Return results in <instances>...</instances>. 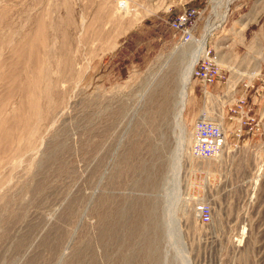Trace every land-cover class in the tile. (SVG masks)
Listing matches in <instances>:
<instances>
[{"label":"rangeland","instance_id":"1","mask_svg":"<svg viewBox=\"0 0 264 264\" xmlns=\"http://www.w3.org/2000/svg\"><path fill=\"white\" fill-rule=\"evenodd\" d=\"M263 4L0 0V264H264ZM187 6L194 37L217 22L220 75L189 86L231 146L190 154L188 96L176 175L196 44L170 21ZM200 200L216 206L206 223Z\"/></svg>","mask_w":264,"mask_h":264},{"label":"built area","instance_id":"2","mask_svg":"<svg viewBox=\"0 0 264 264\" xmlns=\"http://www.w3.org/2000/svg\"><path fill=\"white\" fill-rule=\"evenodd\" d=\"M197 12L198 9L195 6H187L176 18L170 21V26L176 30H180L182 37L185 39L190 38L192 35V27L196 23ZM219 71L215 56L206 47L204 52L199 55L195 66H193L192 76L199 78L202 84V90L206 91V86L214 83L220 75ZM208 94L210 95L211 93L208 91ZM208 112V109L199 110L193 121L189 152L197 158H212L214 160H217L221 156H225L226 158L231 146L227 138L226 129L220 120L210 117L207 114ZM245 115L249 118L247 112H245ZM237 130V134L240 135L243 131L241 122ZM225 144L229 146L224 149ZM235 146H233L232 150ZM212 208L213 204L211 205L210 200H200L197 203L196 211L202 223L210 221Z\"/></svg>","mask_w":264,"mask_h":264},{"label":"bare ground","instance_id":"3","mask_svg":"<svg viewBox=\"0 0 264 264\" xmlns=\"http://www.w3.org/2000/svg\"><path fill=\"white\" fill-rule=\"evenodd\" d=\"M231 1L232 0H215L216 7L214 6L215 7V11L214 12H217V10L219 8H221L224 4L228 8L229 7V3ZM258 12L259 11H256L255 13H258ZM216 14H217L218 18H221V21H222L226 17L227 11L225 13H223V14H218V13H216ZM132 23H133V21L130 22V24H132ZM216 26H217V22H214V21L213 22H210V20H209V23H208L207 28H206V34L203 36V38L198 39V38L194 37V35L192 34L190 36V38L183 40L185 42H189V41L192 40V42L196 44V47L192 50V52H191V60H189L190 62L187 63V66H186L185 70H183V75L181 76V78H182V84H181V89H180V92H179L178 108H177V112H176V115H175V120H176L177 126L179 127L180 132H181V140L178 142L177 147L175 149V154H174V160H175L174 162H175V168H176V175H178L179 170L181 169V167H180L181 166L180 165V161H181L180 158H181V155H183L182 154V152L184 150L183 148H185V147H183L184 144L182 143V134H185L186 131H187L186 124H185V121H184V109H185V106L187 105L186 102H187V97H188V90H189L188 88H189V84H190V81H191V78H192L193 66H195L196 61H197L199 55L204 52V50L206 48V41H208L207 40L208 35L212 32V30ZM127 27H129V26H127ZM183 51H184L183 49L177 50V52H179V54L182 53ZM185 53H187V52H185ZM219 54L221 56V53H219ZM228 146H229L228 144H227V146L225 144L224 149L226 147H228ZM184 152H185V150H184ZM215 209H216V206L213 204L212 217L215 214V212H214Z\"/></svg>","mask_w":264,"mask_h":264},{"label":"crops","instance_id":"4","mask_svg":"<svg viewBox=\"0 0 264 264\" xmlns=\"http://www.w3.org/2000/svg\"><path fill=\"white\" fill-rule=\"evenodd\" d=\"M254 14V11L252 13V16L249 17L245 23L243 24V27L244 25H246L250 20H252L256 15H253ZM188 102H189V105H188V115L192 117V119H195L196 118V115H197V109H195L196 107V102L194 100V96L196 95L195 94V88L193 86H189L188 88ZM264 111V109H263ZM264 113V112H263ZM194 121V120H193Z\"/></svg>","mask_w":264,"mask_h":264}]
</instances>
